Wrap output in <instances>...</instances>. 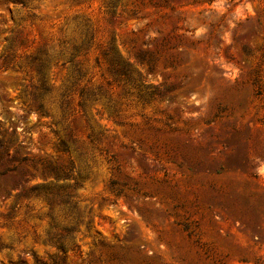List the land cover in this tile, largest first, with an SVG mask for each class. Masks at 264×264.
<instances>
[{
    "label": "rangeland",
    "instance_id": "rangeland-1",
    "mask_svg": "<svg viewBox=\"0 0 264 264\" xmlns=\"http://www.w3.org/2000/svg\"><path fill=\"white\" fill-rule=\"evenodd\" d=\"M11 41L21 67L4 69ZM44 51L37 99L24 61ZM111 61L129 66L127 85ZM12 131L0 264H264V0H0V133ZM65 135L83 158L58 151ZM38 160L73 164V210L51 217L44 198L18 196L54 183ZM69 221L63 249L51 222Z\"/></svg>",
    "mask_w": 264,
    "mask_h": 264
},
{
    "label": "trees",
    "instance_id": "trees-1",
    "mask_svg": "<svg viewBox=\"0 0 264 264\" xmlns=\"http://www.w3.org/2000/svg\"><path fill=\"white\" fill-rule=\"evenodd\" d=\"M88 44V41H84L82 45L80 46H74L73 52L78 53L81 51L83 47H85ZM14 41H11V43L7 47V53L3 59V66L2 68L8 69L12 68L15 69L18 65V58L15 56L14 51ZM73 53V54H74ZM73 56V55H72ZM50 55L47 51H44L43 53L33 54L29 55L25 59V64L31 68H34L37 70L38 74L42 77V82L40 86L35 87L36 90H38V94L36 96L37 99H43L47 94L50 93V88L46 85L45 76H44V70L47 68L48 62H49ZM21 66H18L20 68ZM110 70L112 75L114 76V79L116 82L127 85L129 81V74H130V68L128 65L121 64L120 61H111L110 62ZM78 71V70H77ZM105 97L108 99L110 109L115 111V113H118L119 110L113 106V101L111 97L108 95V93H103ZM159 94L158 90H154L150 92L146 96L139 95L140 99L143 100H149L153 96ZM81 98H84V96H87V100H97V93L91 92V93H85L84 90L80 92ZM83 99L80 102V106H85ZM39 110H44V105L40 104L38 107ZM0 156L3 152L8 151L11 147H13L17 139H15V132H4L0 133ZM91 138V137H89ZM57 149L59 152L68 153L70 150H74L80 158L84 157V152L76 146V141L73 140L71 137L65 135L64 138L58 143ZM35 162V159H30L28 157H24L21 161L22 162H28V161ZM17 161V159H15ZM40 164L44 167L45 170H47L51 175L54 176V183L51 185L46 186H40L35 185L28 190L26 188H21V192L19 193V197L26 198L29 194L38 197V198H44L49 205V211L51 217L54 215V210L56 207L59 206H67L70 210H73L76 204L72 201L69 189L70 186L61 183L62 180L66 181L69 179H73L72 172L74 170L73 164H70L69 166L63 167L58 164L46 162L43 160H38ZM16 167L13 168H7L4 171L0 172V177H4L9 172L16 171ZM19 181H15V186H19ZM75 185L77 186V182L75 180ZM77 226V221H69L66 225L59 227L58 224H54L51 222V228L53 229V236L52 239H56L58 242L62 243V248L65 249V243L68 241H73L74 238V231Z\"/></svg>",
    "mask_w": 264,
    "mask_h": 264
}]
</instances>
